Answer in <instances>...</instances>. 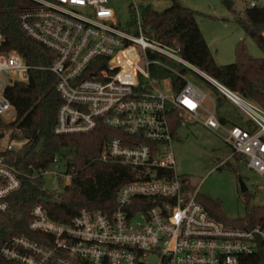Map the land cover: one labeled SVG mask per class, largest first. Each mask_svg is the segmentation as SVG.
Wrapping results in <instances>:
<instances>
[{
    "label": "built area",
    "instance_id": "1",
    "mask_svg": "<svg viewBox=\"0 0 264 264\" xmlns=\"http://www.w3.org/2000/svg\"><path fill=\"white\" fill-rule=\"evenodd\" d=\"M25 1L21 30L55 55L51 65L39 69L55 76L62 101L54 134H88L100 126L116 131L98 161L127 167L133 178L118 190L115 209L108 213L85 212L57 223L34 206L27 230L36 239L12 236L2 244L1 256L18 264H264V228L217 222L196 201L197 191L186 192V182L175 169L173 144L178 137L172 129V112H177L185 123L221 135L230 148L229 159L264 180V107L185 62L178 48L145 36L138 11L132 30L119 25L108 0ZM246 7H264V0H252ZM3 44L0 33L4 121V113L14 110L5 88L27 82L32 67L16 52L2 51ZM160 57L190 72L182 74ZM152 67L183 81L179 91L173 92L168 78L152 79ZM189 73L200 76L245 122L222 124L217 100L188 81ZM207 99L211 108L205 106ZM2 150L0 213L11 217L16 212L19 218V206L12 200L25 176L9 163V156L20 147L8 144ZM59 163L55 159L52 166Z\"/></svg>",
    "mask_w": 264,
    "mask_h": 264
},
{
    "label": "trees",
    "instance_id": "2",
    "mask_svg": "<svg viewBox=\"0 0 264 264\" xmlns=\"http://www.w3.org/2000/svg\"><path fill=\"white\" fill-rule=\"evenodd\" d=\"M163 1L171 4L163 11H155L150 6L139 11L143 34L167 47L178 48L185 62L264 107V7H246L244 17L235 18L245 35L255 42L263 57H251L244 42L239 41L234 47L235 62L220 66L216 64L199 29L197 17L200 14L185 8L179 0ZM0 5V33L4 36L1 50L16 52L32 67L27 82H14L4 90L5 97L15 110V119L9 123L0 119V140L7 130H13L8 142L19 136L20 150L10 154L9 163L25 177L21 178V188L12 200L19 206L20 217H17L16 212L11 217L8 213H0L1 248L4 241L12 236L36 239L27 230L31 221V209L36 205L57 223H67L85 212H111L116 206L118 190L131 181L133 175L127 167L98 161L106 142L117 134L116 131L100 126L88 134H54L57 112L62 101L55 90V76L39 69L51 65L55 55L32 41L21 30L19 16L27 6L25 0H0ZM224 5L228 10H233L230 2L225 1ZM150 58L156 57L151 55ZM159 59L182 74L190 72L163 57ZM151 72L152 79H170L173 92H178L184 83L165 69L152 67ZM197 77L203 80L200 76ZM225 103L221 99L219 106ZM175 116L172 121L174 133L184 123L179 114ZM219 119L224 125L230 123L225 113H219ZM16 131L18 134H15ZM0 154L5 152L0 150ZM55 159L64 164L65 174L71 176L69 185L64 186L61 193H50L43 188L41 174L50 170ZM58 180L61 182V178ZM182 180L186 182V192L193 194L196 187L190 179L182 177ZM195 199L217 222L240 228H264V205L250 206L246 199L245 216L229 220L216 201L200 196L198 192ZM0 264L18 263L8 261L0 254Z\"/></svg>",
    "mask_w": 264,
    "mask_h": 264
},
{
    "label": "rangeland",
    "instance_id": "3",
    "mask_svg": "<svg viewBox=\"0 0 264 264\" xmlns=\"http://www.w3.org/2000/svg\"><path fill=\"white\" fill-rule=\"evenodd\" d=\"M119 25L124 29H134L136 11L150 6L155 11H163L170 7V2L163 0H108ZM230 2L232 11L228 10L224 2ZM252 0H179L182 6L198 12L197 23L209 50L217 65L223 66L235 62L234 47L243 41L249 55L262 58L261 51L255 42L247 37L236 22L235 18H243L246 5ZM264 37V33H263ZM140 52V48H136ZM140 68H144L141 63ZM187 80L201 90L206 97H216L211 88L199 77L189 73ZM8 83V81H6ZM167 88V85L164 87ZM205 106L211 108L207 99ZM217 113H225L228 121L237 124L245 122L241 113L230 104H222ZM175 118V114H172ZM6 123L15 119V111L4 113ZM13 130L3 132L0 140V150L8 144L20 147L19 136L8 142ZM15 134H18L16 131ZM178 140L173 144L174 164L177 174L188 177L196 187L200 196L208 197L220 204L221 211L229 220L241 219L245 216V200L250 206L264 205V180L250 171L244 164L229 159L230 148L225 144L221 135L213 134L198 124L189 123L179 126L176 131ZM58 172L63 175L61 182L50 173ZM63 163L51 166L48 174L42 178L43 188L50 193H61L63 187L69 185L70 179L64 176ZM242 183L246 191L240 188ZM154 264V260L151 261Z\"/></svg>",
    "mask_w": 264,
    "mask_h": 264
},
{
    "label": "water",
    "instance_id": "4",
    "mask_svg": "<svg viewBox=\"0 0 264 264\" xmlns=\"http://www.w3.org/2000/svg\"><path fill=\"white\" fill-rule=\"evenodd\" d=\"M240 188H241V191L242 192H245L246 191V188H245V186L242 183H240Z\"/></svg>",
    "mask_w": 264,
    "mask_h": 264
},
{
    "label": "crops",
    "instance_id": "5",
    "mask_svg": "<svg viewBox=\"0 0 264 264\" xmlns=\"http://www.w3.org/2000/svg\"><path fill=\"white\" fill-rule=\"evenodd\" d=\"M215 95V94H214ZM215 97H216V100H217V103H218V107H219V101L221 100V99H219L216 95H215ZM226 104H228V103H226ZM187 124V123H186ZM184 126V125H183ZM177 137H178V135H177Z\"/></svg>",
    "mask_w": 264,
    "mask_h": 264
},
{
    "label": "bare ground",
    "instance_id": "6",
    "mask_svg": "<svg viewBox=\"0 0 264 264\" xmlns=\"http://www.w3.org/2000/svg\"><path fill=\"white\" fill-rule=\"evenodd\" d=\"M172 113H174V114H179V113H177V112H172ZM180 116H181V114H179ZM182 117V116H181ZM186 123H185V121H184V123H182V126L183 125H185Z\"/></svg>",
    "mask_w": 264,
    "mask_h": 264
}]
</instances>
